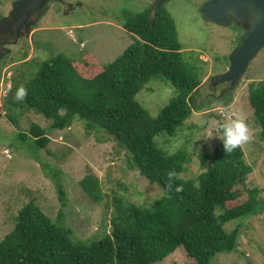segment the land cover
<instances>
[{
	"label": "trees",
	"instance_id": "obj_1",
	"mask_svg": "<svg viewBox=\"0 0 264 264\" xmlns=\"http://www.w3.org/2000/svg\"><path fill=\"white\" fill-rule=\"evenodd\" d=\"M120 19L134 38L120 56L105 65L88 51L48 57L22 82L27 96L19 104L50 120L51 129L81 121L88 131L112 136L127 150L130 168L160 186L162 195L152 209L118 200L110 233L90 241L73 239L62 221L66 192L60 172L39 157L49 142L47 130L32 123L25 132L16 112L8 111L16 140L52 180L61 209L53 221L34 201L22 205L14 228L0 240V264H156L178 247L193 264H212L216 254L236 248L238 226L227 231L225 225L264 209L256 188L246 187L247 199L240 202V187L252 171L241 147L227 154L220 140L206 169L194 178L181 176L190 159L184 149L168 153L157 147L156 136H174L190 117L201 83L198 65L183 58L175 21L164 5L153 11L123 8ZM160 75L176 95L153 117L135 96ZM248 100L264 142V80L249 85ZM80 186L93 202L101 200L95 175L85 176Z\"/></svg>",
	"mask_w": 264,
	"mask_h": 264
},
{
	"label": "rangeland",
	"instance_id": "obj_2",
	"mask_svg": "<svg viewBox=\"0 0 264 264\" xmlns=\"http://www.w3.org/2000/svg\"><path fill=\"white\" fill-rule=\"evenodd\" d=\"M14 0H0V17L6 15ZM205 0H169L164 4L173 17L185 60L198 65L201 83L190 117L174 136L164 133L154 138L164 152L184 149L189 154L184 178H194L212 159L220 139L215 128L236 114L243 116L251 139L241 146L245 163L252 167L241 190L258 189L264 201V142L259 138L253 110L249 104V85L264 80V48L251 60L235 85L217 82L216 77L228 69V55L248 30L249 23L231 20L226 26L205 20L200 6ZM156 0H94L96 11L75 6L72 13L55 11L51 4L46 13L29 25L24 38L0 50V240L15 226L18 209L28 201L56 220L61 204L52 180L39 161L31 156L24 143L16 140V128L6 113L15 111L25 132L36 123L45 128L49 142L39 150V157L60 172L66 192L63 225L72 230V238L81 241L99 239L112 230L111 218L118 200L152 209L162 195L157 184H150L128 165V152L104 131H88L75 121L69 128L55 130L50 120L15 100L14 84L21 85L37 68V63L58 53L71 57L88 51L105 65L120 56L134 42L122 26L120 7L139 11L156 8ZM60 13V14H55ZM176 95L174 88L160 75L144 86L136 101L151 116ZM230 97V99H228ZM15 101L16 105L12 102ZM228 102V104H227ZM100 180L101 200L93 202L80 186L87 175ZM229 206L234 205L229 204ZM219 212V210H217ZM238 226L234 251L218 253L212 264H264V209L258 214L238 218L225 225L227 231ZM156 264H193L183 247Z\"/></svg>",
	"mask_w": 264,
	"mask_h": 264
},
{
	"label": "water",
	"instance_id": "obj_3",
	"mask_svg": "<svg viewBox=\"0 0 264 264\" xmlns=\"http://www.w3.org/2000/svg\"><path fill=\"white\" fill-rule=\"evenodd\" d=\"M44 1L17 0L12 5L9 16L2 19L3 24L14 16L26 17L29 9L37 2ZM168 1L156 0V7ZM200 14L205 20L223 26L228 25L231 20L236 23H249L239 45L228 55V69L216 77L217 82L229 81L235 85L251 60L264 48V0H205L200 6Z\"/></svg>",
	"mask_w": 264,
	"mask_h": 264
},
{
	"label": "flooded vegetation",
	"instance_id": "obj_4",
	"mask_svg": "<svg viewBox=\"0 0 264 264\" xmlns=\"http://www.w3.org/2000/svg\"><path fill=\"white\" fill-rule=\"evenodd\" d=\"M16 1L17 0H14L12 2L11 8L8 10L6 15H2L0 17V50H9V48H6L5 46H10V44H12L13 42H17L18 40L24 38L23 35H27L28 32L25 33L23 30L29 31V25H33L39 16L44 15L51 6V4L55 6V11L61 13L67 11L70 14L73 12L75 6L89 7L91 10L96 11L98 13L97 9L93 7L94 0H45L43 3H38V1L33 8L29 9L26 17L14 16L13 18H10L7 23L3 24L2 19L9 16L12 9V5ZM123 8L126 7H120V14Z\"/></svg>",
	"mask_w": 264,
	"mask_h": 264
},
{
	"label": "clouds",
	"instance_id": "obj_5",
	"mask_svg": "<svg viewBox=\"0 0 264 264\" xmlns=\"http://www.w3.org/2000/svg\"><path fill=\"white\" fill-rule=\"evenodd\" d=\"M27 96V89L24 86H19L15 92V100L23 101ZM215 132L217 137L222 141L225 153L230 154L237 148L246 144L250 139L249 127L243 116L236 114L233 119L227 122L220 123ZM173 173H169L171 177ZM179 190V189H177Z\"/></svg>",
	"mask_w": 264,
	"mask_h": 264
}]
</instances>
